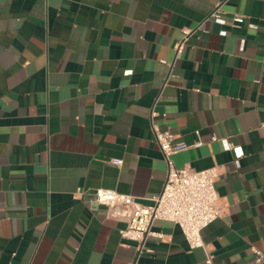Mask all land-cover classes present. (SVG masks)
Wrapping results in <instances>:
<instances>
[{"label": "crops", "instance_id": "crops-1", "mask_svg": "<svg viewBox=\"0 0 264 264\" xmlns=\"http://www.w3.org/2000/svg\"><path fill=\"white\" fill-rule=\"evenodd\" d=\"M152 111L189 145L174 166L219 168L205 248L157 220L163 237L138 254L92 202L107 188L154 203L167 165ZM263 124L264 0H0V264H203L207 251L251 264L264 247Z\"/></svg>", "mask_w": 264, "mask_h": 264}, {"label": "built area", "instance_id": "built-area-1", "mask_svg": "<svg viewBox=\"0 0 264 264\" xmlns=\"http://www.w3.org/2000/svg\"><path fill=\"white\" fill-rule=\"evenodd\" d=\"M215 10L210 16L215 15ZM233 20L241 23L243 17L234 16ZM191 32L192 30L189 29L183 31V37L176 45L177 51L183 48ZM155 115L156 113L152 111L150 124L155 141L166 162L167 172L164 184L154 198V203L144 205L131 195L107 188L95 189L92 193V202L95 205L105 206L108 216L124 221L125 225L118 230L119 234L121 238L136 243L138 254L142 251H149L145 248L148 236L163 237L160 232L151 229L157 220L175 224L183 234L189 250L205 248L202 230L218 219L223 211L215 187L219 168L211 166L197 170L174 166L171 156L187 149L189 145L176 141L175 136L168 130H161L154 122ZM199 144L200 142H195L193 145L198 146ZM109 162L119 167L123 160L110 158ZM203 264H214L212 255L208 251ZM251 264H264V247L253 250Z\"/></svg>", "mask_w": 264, "mask_h": 264}]
</instances>
